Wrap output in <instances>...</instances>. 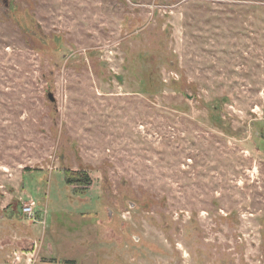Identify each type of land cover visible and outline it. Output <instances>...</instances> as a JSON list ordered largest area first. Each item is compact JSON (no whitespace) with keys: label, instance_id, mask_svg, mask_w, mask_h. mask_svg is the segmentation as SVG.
<instances>
[{"label":"rangeland","instance_id":"1","mask_svg":"<svg viewBox=\"0 0 264 264\" xmlns=\"http://www.w3.org/2000/svg\"><path fill=\"white\" fill-rule=\"evenodd\" d=\"M0 264H264V0H0Z\"/></svg>","mask_w":264,"mask_h":264},{"label":"trees","instance_id":"2","mask_svg":"<svg viewBox=\"0 0 264 264\" xmlns=\"http://www.w3.org/2000/svg\"><path fill=\"white\" fill-rule=\"evenodd\" d=\"M217 109V107H215ZM66 175V182L71 185V184H75V185H89L92 181L91 177L89 176V174L85 171H78V170H67L65 172Z\"/></svg>","mask_w":264,"mask_h":264},{"label":"built area","instance_id":"3","mask_svg":"<svg viewBox=\"0 0 264 264\" xmlns=\"http://www.w3.org/2000/svg\"><path fill=\"white\" fill-rule=\"evenodd\" d=\"M22 211L29 216H32L34 214L33 208L31 205H24L22 207ZM35 216V215H34Z\"/></svg>","mask_w":264,"mask_h":264},{"label":"water","instance_id":"4","mask_svg":"<svg viewBox=\"0 0 264 264\" xmlns=\"http://www.w3.org/2000/svg\"><path fill=\"white\" fill-rule=\"evenodd\" d=\"M49 98L53 101L55 100V96L52 92L49 93Z\"/></svg>","mask_w":264,"mask_h":264}]
</instances>
